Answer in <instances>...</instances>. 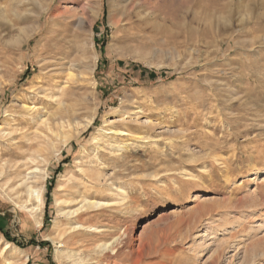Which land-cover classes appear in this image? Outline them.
<instances>
[{"label": "rangeland", "instance_id": "obj_1", "mask_svg": "<svg viewBox=\"0 0 264 264\" xmlns=\"http://www.w3.org/2000/svg\"><path fill=\"white\" fill-rule=\"evenodd\" d=\"M137 1L0 0V264H264V0Z\"/></svg>", "mask_w": 264, "mask_h": 264}, {"label": "bare ground", "instance_id": "obj_2", "mask_svg": "<svg viewBox=\"0 0 264 264\" xmlns=\"http://www.w3.org/2000/svg\"><path fill=\"white\" fill-rule=\"evenodd\" d=\"M129 2H132L133 0H128ZM135 1H137V0H135ZM140 0H138L137 1V3L139 2ZM124 3V2H123ZM136 3V2H135ZM140 3V2H139ZM125 6V5H124ZM137 9V8H136ZM137 11V10H136ZM135 14V13H134ZM136 16H139V13L137 12L136 14H135ZM87 21V20H86ZM138 21V20H137ZM41 25V24H40ZM32 32V31H31ZM23 108L24 109H26V110H31V108H26V107H24V105H23ZM2 172H0V174H1ZM5 174V173H4ZM26 177V176H25ZM40 176H38V178H39ZM39 181V180H38ZM40 182V181H39ZM41 183V182H40ZM37 184L38 183H33V184H30V182H29V184H27L26 182H24V181H22L21 182V184H19V185H22V186H25V190L24 191H26V193L30 196V198H36V200H38V201H40V203H41V201H42V199H41V197H42V190H41V185H40V187H38L37 186ZM21 187V186H20ZM19 191V190H18ZM20 192V191H19ZM253 200V199H252ZM247 201V200H246ZM256 201V200H255ZM29 202V201H28ZM251 202V201H250ZM250 202H249V204H250ZM257 202H258V200H257ZM88 205L87 207H91V206H98L99 205V202H95V201H93V200H90V201H88V202H84L83 203V205L82 206H84V205ZM200 207V206H199ZM198 207V208H199ZM36 208L38 209V207H37V205H36ZM39 210L40 211H38V212H41V207H39ZM202 211V210H201ZM74 212V211H73ZM72 212V213H73ZM200 211H198V213H199ZM203 213V212H202ZM201 214V213H200ZM80 214L78 213L75 217H74V219H76L75 221L77 222V224H79V226L80 227H82L83 226V224H84V222H83V220H81V218H80V216H79ZM165 217V211H160L159 212V214H158V216H157V218H160V217ZM161 219V218H160ZM163 219V218H162ZM146 225V224H145ZM163 236H165V235H163ZM75 237H76V234L75 233H73V234H71V233H69V232H67V234H63L62 235V242H63V244H64V246H66L67 248L69 247V249H80V250H82V251H87L88 250V247H89V243L87 242H79L78 240H75ZM126 237V236H125ZM85 241V240H84ZM126 243V242H125ZM104 244H105V242H104ZM107 244V243H106ZM253 244V246H256V245H258V244H264V235L263 236H260V237H258L255 241H254V243H252ZM102 246H103V248L105 247L103 244H101ZM126 245V244H125ZM128 245V244H127ZM92 246V245H91ZM221 247V246H220ZM93 248V247H92ZM125 248V247H124ZM126 248H129V247H126ZM219 248V247H218ZM221 248H223V247H221ZM220 248V249H221ZM102 249V248H101ZM117 249V248H116ZM131 249V248H130ZM260 249V248H259ZM261 249H262V247H261ZM110 250V249H109ZM108 250V251H109ZM111 250H112V247H111ZM105 251H106V249H105ZM130 252V251H129ZM128 252V253H129ZM219 252V251H218ZM217 252V255H219V253ZM119 252H117V253H114V254H108L107 252L104 254V255H102L103 256V259H115V257H117V256H119V254H118ZM136 253V252H135ZM138 253V252H137ZM140 253V252H139ZM102 254V253H101ZM129 256H131V255H129ZM120 257V256H119ZM132 257V256H131ZM135 257V256H134ZM133 257V258H134ZM136 257H137V255H136ZM138 257H142V256H139L138 255ZM138 257L135 259V261L137 260H139L138 259ZM215 257H217L216 256V254L210 259V263L211 264H214L215 263ZM99 258H100V256H99ZM98 258V259H99ZM102 260V259H101ZM140 260H141V258H140ZM212 260V261H211ZM103 262V261H102ZM136 263V262H135Z\"/></svg>", "mask_w": 264, "mask_h": 264}, {"label": "trees", "instance_id": "obj_3", "mask_svg": "<svg viewBox=\"0 0 264 264\" xmlns=\"http://www.w3.org/2000/svg\"><path fill=\"white\" fill-rule=\"evenodd\" d=\"M138 68H140V67H138ZM1 230H2V227L0 226V231H1ZM3 234H4V236H6V239H7L8 241H13V239H10L6 233L3 232Z\"/></svg>", "mask_w": 264, "mask_h": 264}]
</instances>
